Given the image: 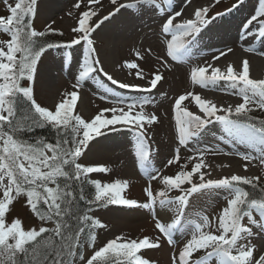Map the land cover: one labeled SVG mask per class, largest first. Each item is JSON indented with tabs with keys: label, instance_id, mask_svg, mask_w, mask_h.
I'll return each instance as SVG.
<instances>
[{
	"label": "snow or ice",
	"instance_id": "obj_1",
	"mask_svg": "<svg viewBox=\"0 0 264 264\" xmlns=\"http://www.w3.org/2000/svg\"><path fill=\"white\" fill-rule=\"evenodd\" d=\"M4 2L9 14L0 16V33L8 37L0 40V264H150L139 253L161 247L160 237L125 240L117 236L95 248L96 230L105 225L89 213L93 207L109 205L139 207L153 213L157 206L174 208V219L168 224L153 215L155 228L172 248H176L177 231L187 237L178 253L174 251L171 255V264H264V245L258 251V245L253 242L258 238L264 241V180L260 176L239 174L206 179L210 174L201 171L206 167L204 158L208 153L237 156L248 162L243 165L245 171L253 161L258 160L264 166V119L257 120L251 115L256 109L264 112V79L250 78L248 60H243L239 69L232 64L221 69L213 63L191 68L193 86L217 89L219 82L224 81L232 90L230 94L242 102L235 106H218L194 92L175 99L173 113L178 146L167 162L169 166L179 162L181 148L198 144L202 133L212 123L221 126L225 143L232 148L230 151L215 146L194 148V155L189 158L195 161L191 170H183L187 165H182V170L174 176L161 178L159 173L149 171L151 152L147 132L158 122L155 114L144 111L145 105L151 103L149 99L129 100L105 88L106 95L101 99L107 100L111 107L100 110L90 120L75 113L79 89L90 79L100 83L96 73H103L118 89L136 92H151L163 79L157 71L148 81L149 87H141L114 79L102 66L97 67L101 62L96 56L92 34L105 21L121 9L138 5L153 7L163 17L161 34L166 51L165 56L158 59L167 67V58L178 63L187 61L191 54L189 45L194 46L202 30L216 19L215 16L209 18V8H196L193 17L185 19L181 11L173 10L172 0H131L128 3L111 0L115 10L94 22L98 12L91 6L100 4L101 0H86V10L80 13L77 25L71 29L76 35L62 45L47 39L56 33L51 26L42 31L34 28L39 0H15L14 5L8 0ZM243 3L244 0H238V4ZM74 7L79 9L81 3ZM242 27L244 39L264 40V0H258L254 14ZM57 34L63 35L62 32ZM75 45L84 48L83 61L73 84L76 91L66 93L54 110L41 106L32 86L41 58L49 49H70ZM244 51L254 53L256 49L245 47ZM147 53L150 54L151 49ZM258 54L264 56V52ZM66 55L71 57V53ZM225 55L227 53L221 52L213 60ZM135 56L137 60L144 59L140 52ZM122 67L128 69L130 75L145 79L137 62L126 61ZM189 98L198 113L183 106ZM122 127L136 135L135 156L142 171L149 174V185L144 189L147 202L143 204L122 195L128 188L126 181L102 183L91 178L93 173H107L108 168L80 162L90 142L104 135L102 129L116 132ZM37 129L49 130L54 142L43 136L27 135ZM238 145L246 150H239ZM157 179L163 189L154 193L151 181ZM89 186L94 191H90ZM244 186H249L250 190ZM173 190L180 194L170 198ZM208 190H222L226 194V205L214 216L197 212L194 219H186L189 198ZM21 198L40 221L38 229H25L18 218L7 220L11 206ZM81 202L86 207H82ZM85 247L93 249L87 259L83 254ZM199 253L202 255H197Z\"/></svg>",
	"mask_w": 264,
	"mask_h": 264
},
{
	"label": "rangeland",
	"instance_id": "obj_2",
	"mask_svg": "<svg viewBox=\"0 0 264 264\" xmlns=\"http://www.w3.org/2000/svg\"><path fill=\"white\" fill-rule=\"evenodd\" d=\"M45 1L39 0L33 26L36 30L41 31L51 26L52 29L56 30V33L50 34L47 37L49 41L62 45L66 44L76 35L71 29L77 25L80 13L86 10V0H60V9L51 14L47 6H45ZM14 2L15 0H8L9 4L14 5ZM78 2L81 3L79 9L74 7ZM120 2L128 3L131 0H120ZM191 2L196 4L205 3L206 7L209 8V18L214 16L217 18V16L224 13L230 7L232 9L230 11L227 10L228 12L223 15L233 14L237 11L235 16H240L245 12V15L239 20L240 25L245 23L258 7V0H244L243 4H238V0H220L218 4L215 3V0L211 2L209 0H191ZM186 3H188V0H172V8L174 11H182ZM233 5L238 6L233 7ZM91 7L98 12V16L93 18L95 22L113 12L116 6L111 4V0H101L100 4ZM8 14L4 0H0V16H7ZM162 21L163 17L153 7L138 5L132 9H121L119 13H116L108 21H105L92 34L96 56L101 62V65L97 67L102 66L114 79L124 83L140 85L141 87H149L148 81L158 71L159 74H162L163 79L158 82L157 87L151 92H146V94H123L119 89L112 86L103 73H96L94 75H96L100 83H97L96 80H87L79 89V97L75 108V113L81 115L85 120H90L100 110L111 107V104L107 100L101 99L102 95H106L105 88H110L129 100L149 99L151 103L145 105L144 111L155 114L158 117V122L151 126L147 132L151 152V167L149 171L151 174L159 173L161 178L163 176H174L182 170L181 166L185 164L187 167L183 170L190 171L195 162L189 159L194 155V148L215 146L221 148L223 151L231 150L232 145L225 143V134L221 126L218 123H212L202 133L198 144L189 145L188 148H181L180 160L177 164L169 166L167 163L175 155L174 150L178 146L173 113L175 99L188 92H194L204 98L206 91L208 93H212L213 91V89H202L199 86L192 85L190 80L191 68L205 66L207 63H214L216 60H213V57L219 55L221 52H228V49H232V52L243 49V45L238 42V40L243 41V39L238 32H235L234 34L238 36L237 39L233 38L229 40L228 38L230 37L228 35L223 41L211 43L207 46H198V43H194V46L189 45L191 54L186 62L178 63L167 58L169 66L166 67L158 59V57L165 56L166 51L165 38L161 34ZM60 32L63 35L57 34ZM7 39L6 34L0 33V40ZM109 40H112L110 45L114 48L111 56V66H113V69L112 67H110L111 69L108 67L102 56V49L104 51V46L106 43H109L107 42ZM245 43L246 47L256 49L254 53L247 52L246 57L248 61L260 57L264 59V56L258 54L259 52H263L261 51L262 45L260 46L258 41L249 37ZM148 49H151L150 54L147 53ZM136 52H140L144 56V59L137 60L135 56ZM67 53H71L70 58L67 57ZM83 55V45H75L70 49L64 47L53 48L44 54L38 66L34 85H32L34 87L35 99L41 106L54 110L56 104L65 98L66 93L76 91L73 88V84L80 70L79 66L83 61ZM126 61L137 62L144 73L145 79L140 80L134 74L130 75L128 69L122 67ZM44 68L51 69L55 73L49 89H47L46 81H44L46 78L40 76ZM112 70L118 78L113 75ZM134 72L135 70H133ZM249 74L250 78H252L250 70ZM261 79H264V75ZM219 85V93H221V99L224 102H227L228 98H231L235 102L232 106L242 102L237 96L230 94L232 90L226 82L221 81ZM183 106H186L188 110L193 112L198 113L199 111L194 102L191 101V98L185 101ZM251 115L257 120L264 119V112L258 109L254 110ZM102 131L104 135L90 142L80 162L89 166H104L108 168L109 171L107 173H93L91 174V178L99 179L102 183H111L117 180L126 181L128 188L122 195L128 199L137 201L139 204L146 203L147 197L144 189L149 185V174L142 171L140 163L135 156L134 145L136 143V135L131 131L129 132L127 127H122L120 131L114 133L103 129ZM237 147L241 151L246 150L244 146L238 145ZM220 159L227 160V162L223 163L226 167L235 165V162L230 163L232 159H239V172L226 173L223 168H216L214 163H221ZM204 160L206 167L201 169V171L210 174L206 175V179H220L224 176L239 174L260 176L264 180V166H261L258 160L249 164L247 171L244 170L243 165L248 162L240 160L237 156L208 153ZM151 185L154 193L163 189L160 179L151 181ZM184 187H187V185ZM244 187L246 190H250L249 186ZM179 194V191L173 190L169 193V197L175 198ZM225 195L222 190H208L193 194L189 198V205L185 210L186 219H194L197 212H204L210 217L216 215L226 205ZM89 214L99 219L105 225L104 228L96 230V249L102 247L109 240L115 239L117 236L123 237L125 240H140L144 237L155 240L157 237H160L161 247L141 250L139 253L148 259L150 264H171V255L174 251L178 253L187 238L182 234V231H177L174 236L176 240V248L174 249L168 245L155 228L153 215L162 223L168 224L174 219V208H160L157 206L153 213L150 210L139 207L128 208L126 206L109 205L100 208L93 207ZM17 218L22 221L25 229L33 227L38 229L40 226V221L31 213L24 198L16 200L7 214L9 222ZM253 242L258 245V251L260 246L264 245V241H261L259 238ZM92 251V248L85 247L83 253L85 259L91 256ZM197 255H202V253Z\"/></svg>",
	"mask_w": 264,
	"mask_h": 264
},
{
	"label": "bare ground",
	"instance_id": "obj_3",
	"mask_svg": "<svg viewBox=\"0 0 264 264\" xmlns=\"http://www.w3.org/2000/svg\"><path fill=\"white\" fill-rule=\"evenodd\" d=\"M125 1H130V0H125ZM211 1L213 0H209V2ZM44 3H45V6H47L50 14L59 10L61 7L60 0H46ZM199 7H206V4L205 3L196 4L194 2L186 3L181 11L183 13L182 18L187 19V18L193 17L194 10ZM235 22H236L235 19L228 20L227 16H224L222 18L214 20L213 22H210L208 30L206 31L202 30V34L205 37L206 41H211V40L216 39L219 33H227V35L226 36L224 35V36L226 38L229 35L230 37L228 38L229 40H232L233 38L237 39L238 36L235 35L234 32H231V31H234L232 25ZM107 42L109 43L105 44L104 51L102 49V56L104 57V61L108 65V67L109 68L112 67L113 69V66H111V60H112L111 56H112V51L114 48L112 47V45H110V43H112V40L111 41L109 40ZM238 42L241 45H243V49L246 47V43L244 41L238 40ZM208 44L209 43H203V45L205 46H207ZM243 49L239 51H234V52L232 51L225 52L227 53V55L222 56L220 60L214 61L213 63L214 66L220 67L221 69H225L228 64H232L235 68L239 69L241 67L242 61L245 59L247 60V57H246L247 52H245ZM249 70L251 72V77L253 79H256V80L261 79L264 75V59L260 57L257 59H252V61H249ZM112 73L113 75L116 76V73L113 72V70H112ZM54 74L55 73L52 72L51 69H47V68H44L42 72L40 73V76H43L46 78L44 81H46L47 89H49L50 84L53 82ZM219 90H220V85L218 86L217 89H213L212 93H208V91H206V93H204V98L207 100H211L212 102L216 103L218 106H223V107H227L235 103L233 100H231V98H228L227 102H224L221 99V93H219ZM224 103H227V104H224ZM220 160L222 161L221 163H214V166L216 168H223V170H225L224 172L226 173L239 172V168H238L239 159H232L230 163L235 162V165H229L228 167H226L223 164L225 161L227 162V160L225 159H220Z\"/></svg>",
	"mask_w": 264,
	"mask_h": 264
},
{
	"label": "trees",
	"instance_id": "obj_4",
	"mask_svg": "<svg viewBox=\"0 0 264 264\" xmlns=\"http://www.w3.org/2000/svg\"><path fill=\"white\" fill-rule=\"evenodd\" d=\"M27 135L32 138H35L37 136H43L46 137L50 142H54L53 134L47 129H37L34 133H30ZM89 190L92 191L91 186H89ZM81 206L86 207L85 205H83V202H81Z\"/></svg>",
	"mask_w": 264,
	"mask_h": 264
}]
</instances>
